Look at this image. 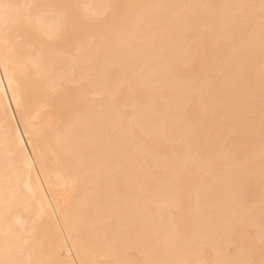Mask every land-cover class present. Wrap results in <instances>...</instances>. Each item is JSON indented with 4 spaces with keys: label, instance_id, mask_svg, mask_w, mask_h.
<instances>
[{
    "label": "bare ground",
    "instance_id": "bare-ground-1",
    "mask_svg": "<svg viewBox=\"0 0 264 264\" xmlns=\"http://www.w3.org/2000/svg\"><path fill=\"white\" fill-rule=\"evenodd\" d=\"M0 264H264V0H0Z\"/></svg>",
    "mask_w": 264,
    "mask_h": 264
}]
</instances>
